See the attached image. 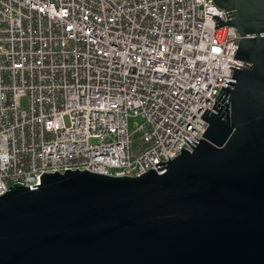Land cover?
Instances as JSON below:
<instances>
[{"label":"built area","instance_id":"1","mask_svg":"<svg viewBox=\"0 0 264 264\" xmlns=\"http://www.w3.org/2000/svg\"><path fill=\"white\" fill-rule=\"evenodd\" d=\"M229 20L213 0H0V197L192 152L245 67Z\"/></svg>","mask_w":264,"mask_h":264},{"label":"water","instance_id":"2","mask_svg":"<svg viewBox=\"0 0 264 264\" xmlns=\"http://www.w3.org/2000/svg\"><path fill=\"white\" fill-rule=\"evenodd\" d=\"M240 37L226 104L163 174H47L0 197V264H264V0H213Z\"/></svg>","mask_w":264,"mask_h":264},{"label":"rangeland","instance_id":"3","mask_svg":"<svg viewBox=\"0 0 264 264\" xmlns=\"http://www.w3.org/2000/svg\"><path fill=\"white\" fill-rule=\"evenodd\" d=\"M24 105H25V101L22 100V101H21V106H24Z\"/></svg>","mask_w":264,"mask_h":264}]
</instances>
